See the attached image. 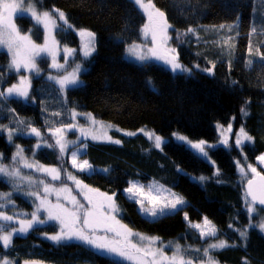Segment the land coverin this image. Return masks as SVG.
I'll return each mask as SVG.
<instances>
[{
    "label": "trees",
    "instance_id": "trees-1",
    "mask_svg": "<svg viewBox=\"0 0 264 264\" xmlns=\"http://www.w3.org/2000/svg\"><path fill=\"white\" fill-rule=\"evenodd\" d=\"M35 3L40 11H63L70 25L94 32L97 50L84 59L87 69L81 75L82 84L68 89L57 107L43 100L39 93L45 83L43 77L32 76L28 102L0 97V164L18 166V160L15 163L12 160L17 145H24L27 152H32L36 142L40 148L34 160L38 165L56 167L60 173V179L49 178L45 183L55 189L68 188L85 207L88 203L69 175L99 193L114 194L119 220L131 231L142 233L141 236L156 237L163 246L171 248L168 253L176 252L179 245L185 259L201 264L206 259L203 249L210 242L226 240L234 246L212 253L219 264H245V261L264 264V232L249 227L264 222V211L255 206L257 211L250 217L247 210L250 201L245 192L248 178L253 177L248 165L264 175L257 162L264 154V3L261 0H152L165 13L173 29L171 44L179 61L189 68L188 72L180 73L155 62L140 65L126 58L127 46L142 42L141 29L146 22L142 10L131 0H35ZM17 25L22 34H31L36 43H44L42 29L31 18L17 19ZM189 28L193 31L188 32ZM56 37L62 45L76 49L80 60L76 32L60 25ZM9 64L8 53L0 50V91L19 83L24 76L23 70L11 71ZM43 68L45 72L49 69ZM206 69H212L211 74ZM246 101H250V115L244 118L240 109ZM73 112L91 114L97 121L109 123L120 131L140 134L127 136L112 130L110 137L121 143L89 142L82 158L95 171L74 170L52 135L61 125L71 123ZM229 124L231 132L227 131ZM241 126L253 141L237 148L235 138ZM32 127L40 131V137L30 134ZM146 130L162 138L179 134L193 142L204 140L216 147L207 149L209 159L173 140L157 148L145 135ZM220 130L223 139L228 132L230 147L220 143ZM9 132L13 134L11 143ZM238 162L246 171L243 181ZM103 169L109 171L105 173ZM217 169L219 176L214 174ZM201 176L207 179L201 182ZM15 178H0V194L6 196L0 204L14 201L20 210L33 201L17 194L30 186L25 187V182L20 184L21 177ZM152 180L185 199L188 220L184 218L185 211H181L152 222L122 193L131 181ZM204 217L216 226L217 237L201 239L198 230L191 226L197 223L203 226ZM57 225L37 227L27 235L15 236L11 252L6 253L0 245V259L8 257L11 264H116L117 260L99 255L80 242L57 244L47 239L58 233ZM245 228L248 229L246 241L239 236V230ZM119 264L132 263L119 261Z\"/></svg>",
    "mask_w": 264,
    "mask_h": 264
},
{
    "label": "snow or ice",
    "instance_id": "snow-or-ice-1",
    "mask_svg": "<svg viewBox=\"0 0 264 264\" xmlns=\"http://www.w3.org/2000/svg\"><path fill=\"white\" fill-rule=\"evenodd\" d=\"M134 3L139 6L148 18V23L144 24L141 32L147 38L151 35L152 47L148 49V54H137L136 59L143 62L149 59H155L162 61L164 64L169 65L171 70L175 73L178 70L181 72H188L189 69L185 68L175 54L176 50L170 47H162L166 44L169 37L167 34V29L170 25L165 19V13L157 9L152 0H134ZM264 3V0H261ZM25 4H27V9H25ZM28 13L31 14L32 18L35 20L36 25H43L44 30L48 35L45 36V43L43 45H38L33 42L29 35H21L14 19H23ZM53 13L56 14L60 21L64 24H68L65 17V13L59 10L50 11H38L35 0H0V49H7L8 53L11 55V62L9 64V69H14L16 72H20L21 68L29 71H35L39 73V69L36 65V57L40 56L42 53H47L52 56L53 67L60 68L62 65L56 63V50L53 47L56 44L55 39L51 40V45L49 44V38L51 29L58 27L57 20L53 18ZM71 27V25H69ZM223 27V26H221ZM188 32H192L193 29H187ZM79 35L87 37L88 39L84 41L83 50L85 58L89 57L95 50L94 40L95 34L91 31L80 30ZM137 46L133 45L130 49L132 52H136ZM73 49L64 48L65 58L73 53ZM251 51V49H250ZM80 70V66L77 65L76 69L64 75L61 79L57 80L60 85L61 90H64L67 86H77L79 84L77 73ZM206 71L211 74L212 69H206ZM53 79V77H49ZM27 83L30 87V82L27 78H22L20 85L13 84L7 89V92L0 91V97L4 96H15L22 97L25 100L29 98L28 87H24ZM235 83V82H233ZM250 101H246L244 105L241 106V115L247 118L250 115L248 110V105ZM76 113H73L75 116ZM88 119L95 125L98 122L88 114ZM22 123V122H21ZM112 125H101L104 129L103 136L91 135L93 140L103 139L111 143L119 144L120 140H113L112 137L107 135V128H111ZM221 128V125H217ZM82 135L88 138L90 133L85 129H80ZM119 131V129H117ZM144 131V130H141ZM227 131H232V125L229 124ZM30 134L37 137L41 136L40 131L32 127ZM125 135H135V133L126 132ZM12 132L8 134V141L12 142ZM56 139V145L59 146L60 152L63 153L66 148V143L63 139V130L55 129L52 132ZM145 135L149 139L154 138L155 147L159 148L162 143V138L151 132H146ZM177 141L182 142L187 145L190 149L194 150L196 154L204 159H209L208 148H214L216 145L209 144L207 141L200 140L198 142H193L187 137L174 134ZM245 141L252 142L253 138L245 131L244 127L241 126L239 132L236 134L235 146L237 148H242ZM220 143L225 147H230L227 139H221ZM52 147V145H46ZM37 147H40L37 144ZM19 159L23 167L32 168L36 171L43 172L51 177L52 180L60 179V173L56 168H47L43 165L34 164L29 162L24 157V150L17 145V150L14 153L12 160L15 163ZM261 163H264V155L257 158ZM72 164L73 167L77 168L81 172H91L95 171L87 160H78L77 152L72 153ZM237 168L242 176L246 175L244 168L240 167L239 162L237 163ZM103 172L107 173L108 169H103ZM248 171L253 174L252 178L247 180V191L246 197H251V202L248 203V213L249 216L257 211L254 205L259 204L264 206V175L257 172L256 168L252 165H248ZM216 176L220 175L219 170L214 173ZM20 175L18 169H12L9 171L8 167L0 164V176L8 177H18ZM69 179L73 180L77 185L81 193L84 195V199L87 201L88 206L85 207L82 203L76 200L75 197L71 195L68 188L55 189L45 184L43 180L39 183L43 184V191L45 192V197H41L36 194V198L40 200L39 205L36 207V211L31 213V219H15L13 216L5 215L0 212V221H4V224H0V243L3 247L7 249L13 240L14 235H24L29 232V230L34 228V225H40L46 223V221L38 216V213L43 210L47 213L48 220L57 221L60 224V231L55 235L47 236V239L59 244L62 241L76 240L80 241L85 245H89L91 248L97 250L98 252L107 253L109 255L119 257L120 260L131 261L132 264H193L192 260L185 259L181 254L180 246H176V252L171 256L164 255L163 251L160 249H155L152 246L155 245L156 237H146L140 236L138 233H133L126 225L120 223L116 219L115 213L119 211L113 195H106L104 193H99L95 189L89 188L87 185L81 183L79 179L74 176L69 175ZM200 181L203 182L207 178L201 176ZM30 182L34 183V181ZM218 183L221 181H217ZM153 190L156 191L157 196H153ZM167 192L168 195L160 197L158 194L161 192ZM130 200L140 205V211L146 213L152 218V222H156L158 219L167 217L169 215L178 214L181 211H185L186 201L182 196L170 192V190L163 189L162 186H157L155 184L149 185L147 192L144 190V186L130 182L129 187L125 189ZM55 193L57 196V201L61 199V194L64 195L69 203L72 204V208L65 207L62 203H50L47 199V194ZM28 195H34V193L29 192ZM6 199L4 194H0V200ZM147 199L150 207L145 206L144 200ZM5 205L0 204V208ZM264 211V208L259 209ZM185 220H188V215L185 211ZM19 224V228L11 227L10 225ZM199 230L200 238L205 239L206 237H217L218 231L216 226L207 217L203 218V227L200 223L191 225ZM231 228L232 225H229ZM249 227H258L261 232H264V222L259 223V225L250 224ZM98 233H103L99 235ZM111 234V235H109ZM133 235L139 236L141 241H147V246H137L130 241V237ZM239 236L242 240L246 241L248 238V229L239 230ZM230 246L226 240H218V242H210L206 248L203 249V255L206 259L201 261V264H219L217 260L213 257L212 253L215 251H220ZM197 251H201L197 249ZM2 264H11V262L4 258ZM27 264V262H26ZM36 264V262H32ZM119 264V261L116 262ZM247 264V261H245Z\"/></svg>",
    "mask_w": 264,
    "mask_h": 264
},
{
    "label": "rangeland",
    "instance_id": "rangeland-1",
    "mask_svg": "<svg viewBox=\"0 0 264 264\" xmlns=\"http://www.w3.org/2000/svg\"><path fill=\"white\" fill-rule=\"evenodd\" d=\"M134 2V0H131ZM21 3H23V0H20ZM27 4H25V9H27ZM38 9V8H37ZM54 10V9H52ZM50 10V12L52 11ZM56 10V9H55ZM142 10V9H141ZM38 11H40L38 9ZM42 12V11H41ZM143 14L145 15L144 11L142 10ZM26 17H29L32 19V21L35 23V20L32 18L31 14L28 13L26 15ZM53 18L57 20V24H58V27H55V28H52L51 29V33H50V38H49V44L50 46L51 45V40L54 38L55 41H56V44L53 46L56 50V63L59 64V65H62V67L60 68H56V67H53V59H52V56L48 55L47 53H42L40 56L36 57V65H37V68L39 69V73L37 74V72L35 71H29V70H25L24 68H21V70H23L24 72V76L23 78H27V81L28 82H31V79H32V76L33 77H36V78H39V77H43V81L45 82L44 85L42 86L41 90H40V94H41V97L43 100H45L47 103L49 104H53L54 107H57L59 104H62V101H64L62 99V97H65V94L67 92L68 89H71V88H75L76 86H67L64 90H61L60 88V85L57 83V80L61 79L64 75H67L68 73H71L73 72L77 65L80 66V70L78 71L77 73V76H78V81H79V84L78 85H81L82 84V77L81 75L86 71V66L84 65V63L86 62L87 59H89L92 55H94L96 53V50H97V39H96V34H95V40H94V47H95V50L92 52V54L85 58L84 56V50H83V45H84V41H86L88 38L87 37H81L79 35V32L80 30L75 28L73 25H71V27H69V23L68 24H64L63 21H60L58 19V17L56 16L55 13H53ZM145 18H146V23H148V18L147 16L145 15ZM14 22L16 23L17 25V19H14ZM36 24V23H35ZM60 25H63L67 30H71L73 32H76V34L78 35L79 37V40H80V47H79V52H80V60L77 59L76 57V49H73L71 47H68L67 45H62L59 40L57 39L56 37V32L58 31V28L60 27ZM39 26L43 33H44V43H45V36L48 35V33L45 32L44 30V27L43 25H37ZM18 27V25H17ZM19 29V28H18ZM173 29L171 27H169L167 29V34H168V41L166 44L162 45V47H170V48H174L171 44V31ZM88 31V30H86ZM21 33V32H20ZM21 35H25V34H22ZM31 37V39L33 40L34 43H36L32 37L31 34H27ZM141 39H142V42L140 43H136V44H133V45H136L137 46V49H136V52H132L130 51L131 47L133 45H128L127 48H126V58L131 61V62H134L136 64H145V63H148V62H155V63H158L160 65H163L169 69H171V67L169 65H166L164 64L162 61H158V60H155V59H149V60H146V61H139L136 59V55L137 54H148V49L151 48L153 45H152V40H151V35H149L147 38L143 35V33L141 32ZM43 43V44H44ZM38 44V43H36ZM43 44H38V45H43ZM64 48H70V49H73V53L71 55H68L67 58H65V53H64ZM0 50H3L5 51L6 53H8L7 49H0ZM176 54V53H175ZM9 57H10V62H11V55L8 53ZM177 55V54H176ZM86 59V60H84ZM180 62V61H179ZM47 63V65L45 64ZM181 63V62H180ZM182 64V63H181ZM183 65V64H182ZM44 66H47L49 69L47 72L44 71V68L42 69V67ZM185 68L189 69L188 67H186L185 65H183ZM20 70V71H21ZM11 71L15 72V73H19V72H16L14 69H11ZM181 71H177L175 73H180ZM43 75V76H42ZM53 77V79H49V77ZM34 80L35 78L33 79L32 81V85L34 84ZM16 85H20V82L17 83ZM77 85V86H78ZM24 87H28L27 83L25 85H23ZM11 87V86H8L7 88H5L3 90V92H7V89ZM31 87V86H30ZM29 93V91H28ZM17 98V99H24L22 97L18 98V97H15V96H4L2 97V99H5V98ZM27 102L29 101L28 99L26 100ZM25 101V102H26ZM66 101V100H65ZM74 113V112H73ZM73 113H72V118H71V123H68L67 125H61L58 129H62L63 130V139H64V142L66 143V148H65V155L67 156L68 160H69V166L74 169V170H78L77 168L73 167V164H72V153L73 152H77V156H78V160H87L86 158H82L83 154L86 152L87 150V144L89 142H93V143H100V144H103V143H111V142H108L106 140H103V139H98V140H93L91 138V135H97V136H103L104 134V129L101 128V125H111L109 123H103V122H100V121H97L92 115V117L95 119V121H97L98 123L97 124H93L89 119H88V115H75L73 116ZM87 118V119H85ZM85 120V121H84ZM80 129H85L86 131H88L90 133V135L88 136V138H85L84 135H82ZM118 128H116L115 126L112 125L111 128H107L106 131H107V135L110 136V131L112 130H117ZM121 129H119L120 131ZM118 133L119 134H122L125 135L124 133L126 132H130V133H135V135L137 134H140L138 133V131H120ZM122 132V133H121ZM146 132H150L148 130H146ZM152 133V132H151ZM219 134H220V137L222 139V133H221V130L219 131ZM225 138L224 139H227L228 140V132L226 131L225 133ZM135 135H127V136H135ZM156 135V134H155ZM33 137L35 138H38L37 136L33 135ZM57 138V137H55ZM162 138V137H161ZM149 139V137H148ZM87 140V141H86ZM170 140H173L174 142L176 143H179V144H183L182 142H179L177 141L176 139V136L173 134L172 136L168 137V138H162V143L163 144L164 142L166 143V141H170ZM151 141L153 142V144L155 145V142H154V138L151 139ZM84 144H82V143ZM246 142H249V141H245L244 143ZM184 145V144H183ZM23 150H24V157L29 161V162H32L34 164H38L36 160H34V156L37 152V150L40 148V147H37V143L35 142V144L32 146L33 147V150L32 152H27L26 149L24 148V145H19ZM187 146V145H185ZM188 147V146H187ZM264 155V154H262ZM261 156V155H260ZM28 157V158H27ZM18 160V166H14V167H10V166H7V165H4L6 167H8L9 171H11L12 169H18L20 175L18 177H16L15 179H19V177H21L20 179V184H24L23 182H25L24 186H30L29 187V190H21L19 191L20 193H17L18 195H25L26 197H29V199H32V204H29L27 207H22V209L18 210L17 207H16V202L14 201H10V202H7L5 203L4 207L3 208H0V212H3L5 215H10V216H13L15 219H31V213L35 212L36 211V207L37 205H39L40 203V200H38L36 198V194H38L41 199H43L45 197V192L43 191V187L44 185L43 184H40L39 181L40 180H43L44 183L45 181H47L46 179H51V177L43 172H39V171H36L32 168H26V167H23L22 163ZM88 161V160H87ZM257 162H258V165L261 166L263 169H264V163H261L258 159H257ZM44 166V165H43ZM44 167H47V168H56L54 166H51V165H46ZM57 169V168H56ZM93 169V168H92ZM248 169V167H247ZM58 170V169H57ZM59 172V171H58ZM93 171L91 172H86V173H92ZM251 173V171H249ZM252 174V173H251ZM5 178V179H9V178H12V177H8V176H0V178ZM244 177L242 176V181H243ZM31 181H34V183L30 182ZM132 183H135V184H139V185H142L144 186V190L145 192H147V188L149 185H152V184H155L157 186H162L163 189H167V190H170V192L172 193H175L177 194L175 191L169 189V188H166L165 186H163L161 183L155 181V180H152L148 183H140V182H136V181H131ZM28 184V185H27ZM45 184H48L47 182ZM49 185V184H48ZM77 187V186H76ZM129 187V185H128ZM127 188V187H126ZM125 188V189H126ZM28 189V188H27ZM60 189V188H59ZM77 189L79 190V188L77 187ZM125 189H123L122 193L123 195L127 198H128V194L125 192ZM80 191V190H79ZM31 192V193H34V195H28V193ZM81 192V191H80ZM65 194H61V199L59 201H57V196L55 193H50V194H47V199L50 203H62L65 207H68V208H72V204L69 203L66 199H64ZM83 195V194H82ZM152 195L155 197L157 196V193L155 190H153V193ZM160 197H164V196H167L168 193L167 192H164V191H161L159 194H158ZM179 195V194H177ZM24 196V197H25ZM84 196V195H83ZM180 196V195H179ZM19 197V196H18ZM130 200V199H129ZM185 200V199H184ZM134 202V200H131ZM135 203V202H134ZM144 203H145V206L147 207H150L151 205H149L148 203V200L145 199L144 200ZM137 205V209H138V212L145 218L147 219H150L152 220L151 217H149L146 213H142L140 211V205L136 204ZM255 207V206H254ZM116 219L119 220V211L117 213L114 214ZM38 216L43 218L46 223L44 224H40V225H34V228L33 229H36L37 227H45L46 225H49V224H58L57 226L59 227L60 224L57 222V221H54V220H48V217H47V213L44 212L43 210H41L39 213H38ZM120 221V220H119ZM5 222L4 221H0V224H4ZM120 223H122L120 221ZM123 224V223H122ZM11 227H15V228H19V224H15V225H10L9 226V230L11 229ZM203 227V226H202ZM33 229L29 230V232H31ZM196 229V228H195ZM60 231V230H59ZM58 231V232H59ZM28 232V233H29ZM133 233H139L137 231H132ZM27 233V234H28ZM199 235V230L197 232ZM27 234H24V235H27ZM99 235H103V233H98ZM142 234V233H139V235ZM24 235H14L13 236V239L15 238V236H24ZM111 235V234H109ZM144 235V234H143ZM141 236V235H140ZM130 241L134 244H136L138 247L139 246H147V241H141L139 239V236L137 235H133L131 236L130 238ZM13 241V240H12ZM76 240H71V241H62V242H65V243H68V242H74ZM76 242H80V241H76ZM139 242V244L137 243ZM81 244H83L82 242H80ZM1 246L2 243H0ZM85 246V244H83ZM88 247H90L89 245H86ZM153 248L155 249H160L161 251H163L164 255L166 256H169L171 257L174 253H168L167 250H170L171 248H169V246L165 245L163 246V244L157 239L155 245L152 246ZM91 248V247H90ZM3 249L6 251V253H9L12 251V244L7 248L5 249L3 247ZM92 250H94L96 253H98L99 255H103V256H106V257H109L113 260H117V261H121V262H128L126 260H120L119 257H115V256H112V255H109L107 253H102V252H98L97 250L91 248ZM184 256V255H183ZM198 257V256H197ZM4 258H7L10 262H11V259L8 258V257H1L0 259V264H2V261ZM185 258V256H184ZM200 260V258H198ZM131 261H129L130 263ZM132 263V262H131ZM28 264H32V263H28Z\"/></svg>",
    "mask_w": 264,
    "mask_h": 264
},
{
    "label": "water",
    "instance_id": "water-1",
    "mask_svg": "<svg viewBox=\"0 0 264 264\" xmlns=\"http://www.w3.org/2000/svg\"><path fill=\"white\" fill-rule=\"evenodd\" d=\"M247 191V183H246V185H245V192ZM248 198V200L251 202V197H247ZM254 206H256L257 208H264V206H261V205H259V204H256V205H254Z\"/></svg>",
    "mask_w": 264,
    "mask_h": 264
}]
</instances>
